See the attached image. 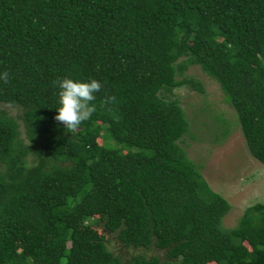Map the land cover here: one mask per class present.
Returning a JSON list of instances; mask_svg holds the SVG:
<instances>
[{"label": "trees", "instance_id": "obj_1", "mask_svg": "<svg viewBox=\"0 0 264 264\" xmlns=\"http://www.w3.org/2000/svg\"><path fill=\"white\" fill-rule=\"evenodd\" d=\"M188 65L264 167V0H0V105L18 111L0 108V264H123L106 233L160 252L125 264H264V203L223 228L228 203L177 145L168 94L202 93ZM64 78L102 85L73 134L54 119Z\"/></svg>", "mask_w": 264, "mask_h": 264}, {"label": "rangeland", "instance_id": "obj_2", "mask_svg": "<svg viewBox=\"0 0 264 264\" xmlns=\"http://www.w3.org/2000/svg\"><path fill=\"white\" fill-rule=\"evenodd\" d=\"M181 75L197 81L202 93L181 85L168 94L170 98L177 99L188 123V131L177 141V145L186 158L196 165L207 186L228 203L229 208L220 223L223 228H231L244 207L254 202L264 203V167L246 152L235 115L223 102L216 83L195 65H188ZM0 108L11 116L18 115L15 107L0 105ZM215 116L223 119L226 125L217 124ZM222 129L226 131L225 134L219 140H214V133L218 134ZM99 227L98 224L94 229L103 235ZM113 235H103L105 245L120 257L123 264L134 253L145 256L160 253L151 247L146 250L123 247Z\"/></svg>", "mask_w": 264, "mask_h": 264}, {"label": "clouds", "instance_id": "obj_3", "mask_svg": "<svg viewBox=\"0 0 264 264\" xmlns=\"http://www.w3.org/2000/svg\"><path fill=\"white\" fill-rule=\"evenodd\" d=\"M0 82L10 83V74L7 71L0 73ZM53 84L60 89L58 93L60 107L54 119L60 122L67 132L76 133L80 126L96 113L97 107L94 101L102 85L95 79L90 82H80L71 78L53 81ZM113 102L115 97H109L105 101V103Z\"/></svg>", "mask_w": 264, "mask_h": 264}]
</instances>
